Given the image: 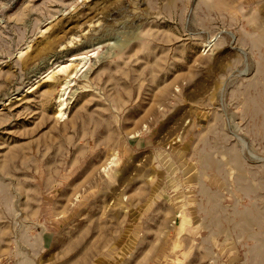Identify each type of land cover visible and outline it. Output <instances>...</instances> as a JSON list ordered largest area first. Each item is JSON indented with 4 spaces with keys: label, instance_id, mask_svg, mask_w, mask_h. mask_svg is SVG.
I'll list each match as a JSON object with an SVG mask.
<instances>
[{
    "label": "rangeland",
    "instance_id": "obj_1",
    "mask_svg": "<svg viewBox=\"0 0 264 264\" xmlns=\"http://www.w3.org/2000/svg\"><path fill=\"white\" fill-rule=\"evenodd\" d=\"M0 264H264V0H0Z\"/></svg>",
    "mask_w": 264,
    "mask_h": 264
},
{
    "label": "bare ground",
    "instance_id": "obj_2",
    "mask_svg": "<svg viewBox=\"0 0 264 264\" xmlns=\"http://www.w3.org/2000/svg\"><path fill=\"white\" fill-rule=\"evenodd\" d=\"M85 56V55H84ZM79 57V56H78ZM83 57V56H82ZM86 57V56H85ZM77 57L75 56L73 59H76ZM80 58H81V56H80ZM85 59V58H84Z\"/></svg>",
    "mask_w": 264,
    "mask_h": 264
}]
</instances>
